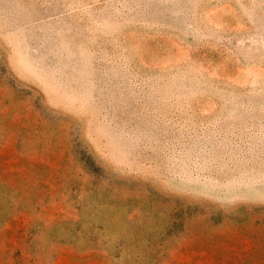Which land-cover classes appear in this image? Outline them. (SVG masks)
<instances>
[{"label": "rangeland", "instance_id": "1", "mask_svg": "<svg viewBox=\"0 0 264 264\" xmlns=\"http://www.w3.org/2000/svg\"><path fill=\"white\" fill-rule=\"evenodd\" d=\"M0 264H264V0H0Z\"/></svg>", "mask_w": 264, "mask_h": 264}]
</instances>
